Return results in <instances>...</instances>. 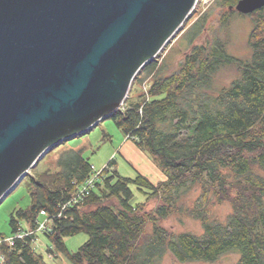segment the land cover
Returning <instances> with one entry per match:
<instances>
[{
	"label": "trees",
	"instance_id": "obj_1",
	"mask_svg": "<svg viewBox=\"0 0 264 264\" xmlns=\"http://www.w3.org/2000/svg\"><path fill=\"white\" fill-rule=\"evenodd\" d=\"M237 2L218 0L230 14L254 17L249 56L231 54L228 35L194 43L207 28L208 10L186 32L189 51L178 67H172L170 51L161 61H150L133 81L151 77L149 95L138 101L129 95L128 106L112 115L166 178L154 183L142 173L122 177L110 170L111 160L92 192L65 206L94 173L84 148L65 149L58 169L26 175L31 202L12 213L13 234L35 230L45 214L48 250L70 264H158L168 252L181 263L216 262L237 252V264H264V8L243 14L235 9ZM228 13L220 21L226 32ZM233 67L236 76L223 83L222 73ZM132 184L159 197L160 204L145 211L144 203L133 202ZM196 189L197 197L189 200ZM225 202L232 210L221 219L215 208ZM173 215L198 219L203 233L166 228L163 220ZM82 232L88 240L71 251L65 237ZM36 237L4 243L0 264H46L33 247Z\"/></svg>",
	"mask_w": 264,
	"mask_h": 264
},
{
	"label": "water",
	"instance_id": "obj_2",
	"mask_svg": "<svg viewBox=\"0 0 264 264\" xmlns=\"http://www.w3.org/2000/svg\"><path fill=\"white\" fill-rule=\"evenodd\" d=\"M197 4L0 0V202L52 147L121 108ZM263 7L235 5L243 14Z\"/></svg>",
	"mask_w": 264,
	"mask_h": 264
},
{
	"label": "rangeland",
	"instance_id": "obj_3",
	"mask_svg": "<svg viewBox=\"0 0 264 264\" xmlns=\"http://www.w3.org/2000/svg\"><path fill=\"white\" fill-rule=\"evenodd\" d=\"M208 10L210 11V17L206 26L207 28L195 39L194 43L211 42L217 36L226 38V35H228L230 40L229 52L238 57L249 56V39L254 28V17L241 16L237 13L230 14L228 13V7L219 5L218 0H198V4L192 15L156 59L161 61L170 51L172 54V67H178L180 61L184 59L185 53L189 51V47L187 46L188 40L185 38L186 32L191 25ZM227 13L230 14V16L228 15L230 21L229 28L227 29L228 32H226L220 24L223 15ZM236 73L234 67L227 69L222 73L220 79L223 83H228L236 76ZM150 85L151 77H148L142 84L132 85L129 94L131 96L130 100L138 101L148 96ZM125 103L119 110H123L128 106V103ZM68 148H84V155L90 159L95 171L102 170L111 160H114V164L111 166L110 170L112 173H114V170L118 171L119 175L122 177L136 178L139 173H142L154 183L161 181L165 177V173L151 153L138 146L133 139L127 138V134L117 124L113 116H109L100 121L89 131L64 140L62 143L52 147L27 174L38 173L46 169H58L57 158L63 150ZM25 177L0 202V239L2 235L11 236L13 234L11 226L12 213L15 212L16 209L27 208L31 202L28 180H26ZM131 187L135 195L133 202L144 203L145 211L150 212L160 204V198L151 196L148 190V192L143 193L136 185L132 184ZM198 192L199 190L197 189L191 192L188 199H195ZM215 209L219 218L224 219L225 216L231 212L232 206L229 202H225ZM45 219V214L39 215L40 221H44ZM162 224L175 232L191 231L197 234L203 233L201 222L193 217L179 218V216L173 215L163 220ZM147 230H151V224H148ZM88 238V234L82 232L65 237L64 240L68 248L74 252L77 251ZM50 243V240L44 232L39 231L37 232L36 240L33 242V247L37 252L44 255L46 264H70L63 254H59V257L56 258L49 252L48 247L51 245ZM238 260L239 253L228 252L221 256L216 262L181 263L172 253L168 252L158 264H237Z\"/></svg>",
	"mask_w": 264,
	"mask_h": 264
},
{
	"label": "built area",
	"instance_id": "obj_4",
	"mask_svg": "<svg viewBox=\"0 0 264 264\" xmlns=\"http://www.w3.org/2000/svg\"><path fill=\"white\" fill-rule=\"evenodd\" d=\"M93 170H94V167H93ZM101 171L102 170H98V171L94 170L93 175L91 177H89L82 186L79 187L77 194L65 206L73 204V203H78V202L82 201V199H84L86 196H88L92 192V190L95 188L96 182L98 181V177H99ZM49 220H50L49 217L46 216V219L44 221L38 220V225H37L35 230L30 229V228L23 229V230L20 229V230L16 231L11 236L2 237L0 239V263L5 261V254L1 249V246L4 243H7L9 245H13L17 239H22V238H24L30 234H36L39 231L43 232V231L47 230Z\"/></svg>",
	"mask_w": 264,
	"mask_h": 264
},
{
	"label": "crops",
	"instance_id": "obj_5",
	"mask_svg": "<svg viewBox=\"0 0 264 264\" xmlns=\"http://www.w3.org/2000/svg\"><path fill=\"white\" fill-rule=\"evenodd\" d=\"M128 138V137H127ZM164 176H165V174H164ZM166 178V176L162 179V180H164ZM151 180V179H150ZM152 181V180H151ZM153 182V181H152Z\"/></svg>",
	"mask_w": 264,
	"mask_h": 264
},
{
	"label": "flooded vegetation",
	"instance_id": "obj_6",
	"mask_svg": "<svg viewBox=\"0 0 264 264\" xmlns=\"http://www.w3.org/2000/svg\"><path fill=\"white\" fill-rule=\"evenodd\" d=\"M263 8H264V7H263ZM263 8H262V9H263Z\"/></svg>",
	"mask_w": 264,
	"mask_h": 264
}]
</instances>
